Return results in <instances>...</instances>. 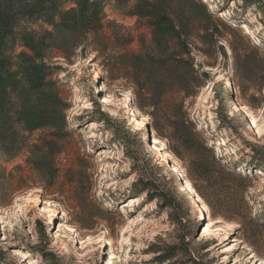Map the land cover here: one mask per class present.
Segmentation results:
<instances>
[{
    "label": "rangeland",
    "instance_id": "374dc122",
    "mask_svg": "<svg viewBox=\"0 0 264 264\" xmlns=\"http://www.w3.org/2000/svg\"><path fill=\"white\" fill-rule=\"evenodd\" d=\"M92 1L103 9L104 35L97 44L91 38L86 50H78L76 56L61 50L72 36L60 27L77 9L75 1L58 6L40 21L21 23L18 29L20 35L37 44L50 45L45 63L62 70L42 91L26 88L12 95L9 102L19 149L14 156L0 151V264H45L39 247L46 244L60 264H157L156 249L181 244V237L186 238L184 253L168 264H192L193 260L199 264H264V167L250 170L246 190L233 183L221 196L205 192L207 200L215 204L214 210L202 200V209L196 211L193 189L187 198L193 202L183 201L178 207L183 217L179 229L170 210L139 195L142 176L155 180L159 189L172 197L187 195L182 189L187 182L192 185L187 165L173 154L166 140L155 135L149 114L152 85L140 98L143 113L137 108L139 99L133 85L124 79V55L140 52L152 38L147 19L139 16L140 8L159 0H128L124 5L115 0ZM167 1L170 9L186 16L193 10L203 13L194 0ZM224 2L205 3L210 12L234 24L232 14L221 17ZM229 8L234 10L236 5L230 3ZM239 15L252 26L254 35H247L249 40L240 45L249 50L252 45L264 48L259 18L251 10ZM198 25L192 27L197 30L201 28ZM205 25L228 33L215 20ZM242 25L245 23L239 29L245 35ZM227 41L232 38L228 36ZM220 45L227 58L220 49L211 58L195 52L197 72L190 73L185 89H174L165 100L185 105L197 131L203 133L209 147H214L216 158H224L231 168L238 159L243 167H257L251 157L255 150L264 153V87L261 94L251 88L254 72L242 62L236 64L228 43ZM23 52L32 54L16 45L10 56L17 62ZM66 55L70 62L65 61ZM23 109L29 116L22 114ZM250 109L260 112L256 128L246 117ZM135 110L147 119L146 124H137ZM209 115L215 119L203 130L206 124L202 118ZM112 126L117 127L120 137L126 132L134 136L131 149L118 142ZM154 138L167 159L153 150ZM219 150L226 154L222 157ZM45 156L52 158L50 168L56 173L50 183L37 168ZM174 167L180 173H174ZM236 172L249 173L244 168ZM138 196L143 198L142 204L122 209L129 198ZM221 212L228 218L217 217ZM40 225L46 227L47 239L41 238ZM12 249L23 255L12 259Z\"/></svg>",
    "mask_w": 264,
    "mask_h": 264
},
{
    "label": "trees",
    "instance_id": "16d2710c",
    "mask_svg": "<svg viewBox=\"0 0 264 264\" xmlns=\"http://www.w3.org/2000/svg\"><path fill=\"white\" fill-rule=\"evenodd\" d=\"M68 1H75L77 9L60 24L61 30L72 36L70 42L65 44V47H61V50L64 54H67L66 51H71L73 56H76L78 50L82 52L86 50L91 38L96 44L103 38L104 14L101 5L92 0H0V151L7 155L14 156L19 149V137L14 128L13 113L9 108L12 95H19V92L26 88L32 92L42 91L49 84V79L62 70L60 67L45 63V52L50 45L45 42L39 45L33 39L20 35L18 29L21 23L42 20ZM115 1L119 5L128 2V0ZM163 2L159 0L154 5L147 3L140 8L139 16L147 19L152 38L150 42L143 44L140 52H129L124 55V79L133 85L134 94L139 99L137 108L143 113L145 107L141 104L140 98L144 93H148L147 89L152 85L153 104L149 114L153 120L155 135L160 140H166L173 154L187 165V173L193 189L214 210L215 204L207 200L205 192L212 191L217 196H221L228 190L229 187L226 186L233 183L241 185L242 189L246 190L251 178L250 170H260L264 167V153L261 151L256 153L255 150V154L251 157L253 161H257V167L248 166L249 164L243 167L240 159L232 163V168L227 166L224 158H216L214 147L208 146L203 133L197 131L196 122L186 111L185 105L168 102L165 97L174 89H185L190 73L197 72L196 60L193 57L195 52L211 58L214 51L220 49L222 57L226 59L224 46H219L223 41L228 43L236 64L242 62L246 69L254 72V81L250 86L261 94L264 87V48L260 45H252L249 50L240 45V42L249 40V37L242 34L239 26L242 23L250 28L252 26L239 14L251 10L264 28V0H225L220 10L234 16V24L231 25L220 19L217 14L210 12L207 4L202 0H194V3L202 8L203 13L197 14L193 10L190 16L170 9L167 0ZM230 3L235 4L236 9L231 10ZM214 20L218 25L228 29L226 35L216 28L205 25ZM195 24L201 26L198 31L192 27ZM228 36L232 38L231 42L227 41ZM16 45H21L32 54L23 52L19 55L18 61L14 62L10 53ZM64 59L70 62V56L66 55ZM197 66L202 67V65ZM224 100L226 101L227 98ZM22 111V114L29 116L25 109ZM52 118H54L52 115L51 119L48 118L50 123L53 121ZM223 120L227 123L225 117ZM32 128L34 126L30 127ZM110 130L126 150L133 147L132 134L126 132L120 137L117 127L112 126ZM140 134L141 131L137 135ZM42 161L43 163H37L42 178L49 183L53 182L51 179L56 178V173L50 168L52 158L45 156ZM240 168H244L249 173L244 175L237 173L236 169ZM141 179L139 195H145L151 202L157 201L161 208L170 210L172 222L179 229L183 217L178 207L183 201L193 202L187 199L190 198L189 194L187 193L186 197H172L169 193L161 191L155 180L143 176ZM174 213L176 217L173 218ZM217 217L228 218L222 212L217 213ZM39 233L42 239H47L44 225H40ZM185 239L181 237L182 243L175 244L169 249H156L155 254L158 256L155 262L168 264L177 259L181 253H184L182 246L185 244ZM48 245L39 247L43 262L60 264L59 258L49 251ZM0 252L2 253L1 249ZM192 264L199 263L193 260Z\"/></svg>",
    "mask_w": 264,
    "mask_h": 264
},
{
    "label": "bare ground",
    "instance_id": "6f19581e",
    "mask_svg": "<svg viewBox=\"0 0 264 264\" xmlns=\"http://www.w3.org/2000/svg\"><path fill=\"white\" fill-rule=\"evenodd\" d=\"M204 2H209L210 0H203ZM215 7H211V10H214ZM229 13L226 12V11H223L221 12V17L222 18H226V17H229ZM242 29L244 30V34L245 35H248V36H254L253 35V31L246 25H242ZM140 111V110H139ZM138 110H135V117H137V124H146L145 121L147 120L143 115L140 114ZM259 110H255V109H250V110H247L246 112V117L250 120H252V123H253V126L256 128L257 125H256V117L259 115ZM215 119V116L213 115H209V116H206L205 118H202L203 121H205V124H206V127H202L203 130H205V128H208V124L213 122V120ZM152 143L154 144V147H153V150L155 151H158L161 153V157L163 159H167V153L162 151L161 148H158L157 145L159 143V141L154 138V140L152 141ZM226 154L224 153L222 150H219V155H221L223 157V155ZM172 171L174 173H178L179 170L174 167L172 168ZM180 173V172H179ZM182 192L184 194H187V193H193V188H192V185L187 182L186 183V186L182 189ZM194 199H196V203H195V207H197V210L196 211H199L200 209H202V199L201 197L198 195V194H195L193 196ZM193 201V199H192ZM143 203V198L138 196V197H132V198H129L125 203L122 204V209H126V208H132V207H136L137 205H140ZM57 237H60L57 236ZM228 250H231V248H229ZM23 253L22 251L18 250V249H12L11 250V258L12 259H15L16 257H19V256H22ZM107 264H112L110 261L107 262Z\"/></svg>",
    "mask_w": 264,
    "mask_h": 264
},
{
    "label": "water",
    "instance_id": "95a60500",
    "mask_svg": "<svg viewBox=\"0 0 264 264\" xmlns=\"http://www.w3.org/2000/svg\"><path fill=\"white\" fill-rule=\"evenodd\" d=\"M193 194H197L196 192H194Z\"/></svg>",
    "mask_w": 264,
    "mask_h": 264
}]
</instances>
